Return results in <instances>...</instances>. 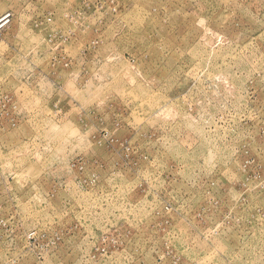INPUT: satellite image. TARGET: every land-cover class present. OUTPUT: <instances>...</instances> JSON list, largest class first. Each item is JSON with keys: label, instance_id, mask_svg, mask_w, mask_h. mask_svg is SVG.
Instances as JSON below:
<instances>
[{"label": "rangeland", "instance_id": "obj_1", "mask_svg": "<svg viewBox=\"0 0 264 264\" xmlns=\"http://www.w3.org/2000/svg\"><path fill=\"white\" fill-rule=\"evenodd\" d=\"M0 264H264V0H0Z\"/></svg>", "mask_w": 264, "mask_h": 264}, {"label": "built area", "instance_id": "obj_2", "mask_svg": "<svg viewBox=\"0 0 264 264\" xmlns=\"http://www.w3.org/2000/svg\"><path fill=\"white\" fill-rule=\"evenodd\" d=\"M7 19H8V17H6V16L0 18V23H1L3 20H5L4 22H2V23L0 24V28H1L2 26L5 25V23L7 22Z\"/></svg>", "mask_w": 264, "mask_h": 264}, {"label": "bare ground", "instance_id": "obj_3", "mask_svg": "<svg viewBox=\"0 0 264 264\" xmlns=\"http://www.w3.org/2000/svg\"><path fill=\"white\" fill-rule=\"evenodd\" d=\"M4 21H5V20H3L2 22H4ZM2 22H1V23H2ZM1 23H0V24H1Z\"/></svg>", "mask_w": 264, "mask_h": 264}]
</instances>
